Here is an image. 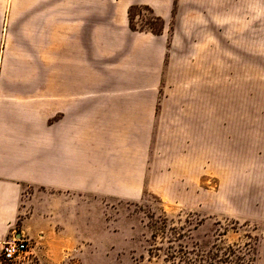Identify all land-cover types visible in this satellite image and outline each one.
<instances>
[{
    "label": "crops",
    "instance_id": "1",
    "mask_svg": "<svg viewBox=\"0 0 264 264\" xmlns=\"http://www.w3.org/2000/svg\"><path fill=\"white\" fill-rule=\"evenodd\" d=\"M5 1L0 253L5 242L26 239L44 264H59L91 235L85 192L115 195L132 186L129 173L145 170L167 28L227 27L228 0ZM131 6L162 19L163 32L132 30Z\"/></svg>",
    "mask_w": 264,
    "mask_h": 264
},
{
    "label": "rangeland",
    "instance_id": "2",
    "mask_svg": "<svg viewBox=\"0 0 264 264\" xmlns=\"http://www.w3.org/2000/svg\"><path fill=\"white\" fill-rule=\"evenodd\" d=\"M227 9V27L167 28L145 170L115 195L85 192L91 235L59 264H181L206 251L264 264V0ZM132 20L139 32L164 30L143 8ZM30 246L18 264H44Z\"/></svg>",
    "mask_w": 264,
    "mask_h": 264
},
{
    "label": "trees",
    "instance_id": "3",
    "mask_svg": "<svg viewBox=\"0 0 264 264\" xmlns=\"http://www.w3.org/2000/svg\"><path fill=\"white\" fill-rule=\"evenodd\" d=\"M138 8H143V7H138V6H131L129 8V11H128V17H129V24H130V28L134 31H136L134 25H133V20H132V12L135 10V9H138ZM143 9H146V8H143ZM147 11L151 12L149 9H146ZM160 22H161V25L163 27V20L160 19V18H157ZM151 33L153 34H157V33H154L152 30L150 31ZM171 248V247H170ZM232 248H228V252L229 253H233ZM170 255H169V258L170 256L172 257L173 254H175V251H172V252H169ZM185 255V254H184ZM230 255V254H229ZM215 256V255H214ZM168 257V256H167ZM216 257V256H215ZM215 257H211V256H207V251L206 253H202V254H194V256L192 257H189V256H181V259H184L183 260V263L181 264H251L250 261L246 262L243 258L241 257H237V261H233L229 256L227 257H224V258H221L219 260H215ZM174 258V257H173Z\"/></svg>",
    "mask_w": 264,
    "mask_h": 264
},
{
    "label": "built area",
    "instance_id": "4",
    "mask_svg": "<svg viewBox=\"0 0 264 264\" xmlns=\"http://www.w3.org/2000/svg\"><path fill=\"white\" fill-rule=\"evenodd\" d=\"M30 241L26 239H13L2 246L0 257L5 264H18L19 261L30 255Z\"/></svg>",
    "mask_w": 264,
    "mask_h": 264
}]
</instances>
